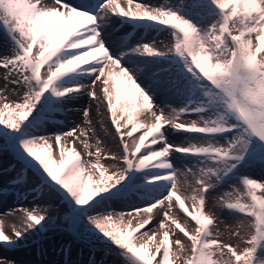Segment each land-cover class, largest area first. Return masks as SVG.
<instances>
[{
  "label": "snow or ice",
  "instance_id": "obj_1",
  "mask_svg": "<svg viewBox=\"0 0 264 264\" xmlns=\"http://www.w3.org/2000/svg\"><path fill=\"white\" fill-rule=\"evenodd\" d=\"M126 2L127 8L117 0H80L77 5L0 0V28L14 43L11 54L0 55V68L6 70V83L26 89L19 102L0 97V152H11L20 163L12 185L23 183L30 169L40 187L65 206L56 218L47 209L23 210L24 226L13 229L14 239L0 231V246L14 248L25 233L45 231L58 218L74 236L102 243L124 264H264V180L238 175L241 166L264 168V0H181L179 6L168 0L158 6ZM113 16L157 33L166 30L174 44L164 51L154 42L130 45L119 38L108 43L109 52L101 33ZM46 93L54 101L86 96L97 102L101 128L110 119L108 134L118 138L119 154L106 156L99 138L95 145L88 142V131L95 134L90 108L83 110L87 130L31 135L29 117ZM157 95L166 97L163 104L156 102ZM171 99L182 106L171 107ZM187 115L197 119L182 122ZM165 127L196 139L169 144ZM225 134L231 135L221 146L216 137ZM80 137L87 159L73 147ZM172 153L196 163L173 169ZM108 159L116 162L115 171L105 167ZM148 169L158 175L146 182L163 186L166 194L150 195L151 203L127 212L102 210L109 199L105 194L132 173ZM189 175L192 208L186 207L179 180ZM221 184L230 190L219 206L238 214L231 235L242 246L221 241L215 215L205 210L207 194ZM165 201L159 221L139 215Z\"/></svg>",
  "mask_w": 264,
  "mask_h": 264
},
{
  "label": "bare ground",
  "instance_id": "obj_2",
  "mask_svg": "<svg viewBox=\"0 0 264 264\" xmlns=\"http://www.w3.org/2000/svg\"><path fill=\"white\" fill-rule=\"evenodd\" d=\"M66 2L71 5H77L80 3V0H66ZM117 2L124 8L128 7L126 0H117ZM135 2L137 0H134ZM138 2L158 6L164 3L165 0H138ZM168 2L170 3V0ZM100 3H103V0H100ZM161 32L162 30L157 33L154 27H149L146 24L122 20L118 16H113L105 32L101 33V35L106 37L105 48L111 52L113 49L109 48L108 43L115 42L119 38H123L125 43L130 45H134L130 43L131 41L141 38L149 39V43L154 42L155 47L163 48V45L166 43V37ZM154 33L155 35H152ZM149 35L153 36V38L149 37ZM13 50L14 43L8 38L4 30L0 28V55H9ZM44 72L45 69H42L41 73L43 74ZM5 74L6 70L0 68V97L6 96L9 102H19V97L24 94L26 89L6 83L4 79ZM81 82H90V80ZM74 83L76 81H69L70 85ZM97 91L99 92L98 89ZM155 99L158 104H163L166 97L164 95H157ZM169 102L171 107L179 108L182 106L181 102L177 99H171ZM96 103L95 101H90L86 96L54 101L46 93L42 97L41 102L37 104V110L29 117L30 121H34V126L29 125L31 127V135L51 136L54 133L67 132L71 128L87 130L88 125L85 123L83 110L90 108L91 127L95 130V134L92 131H88V142L95 145L96 139L99 138L106 156L119 154L118 138H114L111 134H108L112 131L110 119H105V128H101ZM119 107L117 105V109ZM168 111L169 109L165 108V112L167 113ZM43 115H47L48 119H44ZM164 130L166 132V141L169 144L186 145L188 142L196 139L188 133L174 132L167 127ZM122 131H126V129H122ZM139 134V132L134 133V136H138ZM84 139V137H80L75 140L73 147L82 154L83 158L87 159L83 144L81 143ZM72 141L73 138H68V143H72ZM156 147L158 148L159 145ZM92 150L95 151V148L93 147ZM193 159L191 156L180 153H172L168 158L172 168L178 170L193 167L195 164ZM103 163L105 167L109 168V172L116 170L112 167V165L116 164L115 161L108 159L104 160ZM116 166L119 167V165ZM20 167L19 161L11 152L5 151L0 153V231H3L13 239L15 238L12 235L13 229H21L24 226V216L21 211H18L19 206L31 204L36 206L37 210L47 209L48 214L54 218L62 216L65 210V206L60 204L59 198L50 196L46 190L40 187V181L30 169L28 177L23 183L12 185L10 182L16 179ZM156 175L158 173L150 169L136 172L130 180L126 179L120 185H117L116 188L112 189L111 193L105 194L109 199L104 204L102 210L115 213L127 212L132 208L143 207L145 204L151 203L152 201L147 198L150 195H155L158 198L166 194L167 190L163 186L154 187L152 183L146 182ZM179 180L181 181V194L188 198L186 199V205L191 206L190 196L192 194L191 188L194 184L193 177L189 175L185 180L181 176ZM129 183L132 184V187H129ZM117 192H119V195H114ZM8 203L14 204L13 206L6 207ZM173 203H175V198H173ZM167 204L168 202L165 201L164 204L157 205V208L152 213H140L139 215H154L155 220L153 223H155L162 219L163 210L167 208ZM176 211L178 212L179 210L176 209ZM92 214L95 215L97 213L94 211ZM180 215L185 216L182 212ZM185 218L188 219L186 216ZM150 228H152L151 224L145 230ZM68 230L63 222L57 218L55 219L54 226L45 231L34 230L31 233H25L17 241L21 245L18 246L17 244L14 248L0 246V264H6L8 261L13 262V264H118L117 261L110 259L109 256L106 257L99 251L91 254L88 250L78 247L80 245H76L75 239L72 237L73 235ZM63 231H67L68 233L59 234ZM37 232H40V234L35 235ZM45 232L50 236H44Z\"/></svg>",
  "mask_w": 264,
  "mask_h": 264
},
{
  "label": "rangeland",
  "instance_id": "obj_3",
  "mask_svg": "<svg viewBox=\"0 0 264 264\" xmlns=\"http://www.w3.org/2000/svg\"><path fill=\"white\" fill-rule=\"evenodd\" d=\"M181 0H170V3L175 5V6H179L180 5ZM210 14L214 15L215 11L214 9H210ZM150 30V29H148ZM123 33V32H122ZM121 33V34H122ZM163 35L166 37V43L163 45V48H159V47H155L157 50H164L167 51L170 47L173 46L174 41L172 40V37L170 35V33L166 30H162ZM152 35H155L152 34ZM149 37H151L149 35ZM153 38V36L151 37ZM140 41L144 44L149 43V39H144L141 38L139 40L136 41H131V44H134ZM208 114H206L207 116ZM44 119H48L47 115H43ZM197 119V117L195 115H187V116H183L181 118V121L184 123L190 122L191 120ZM192 135V134H190ZM231 134H225L224 136H218L216 137V140L218 141V144L221 146H225L226 145V139L230 138ZM1 153V152H0ZM193 162L196 163V161L193 159ZM135 173L131 174V177L134 175ZM238 175L240 176H248L251 177L254 180H264V168H261L259 166H254V165H249V166H241ZM229 184H235L236 181L235 180H230L228 181ZM230 190L229 185L228 184H221L218 188L214 189L213 191L209 192L207 194V200H206V207L205 210L208 212H211L212 214L215 215L216 220H217V228H216V233L218 235V238L221 241L224 242H228L231 243L234 247L237 246H242L239 244L238 238L234 237L231 235L232 232L236 231V225H237V215L238 214H234L231 213L230 211L223 209L219 206V199L223 194H226L228 191ZM14 203H8L6 205L13 206ZM188 208H192L193 205L191 206H187ZM37 207L33 206L31 204H25L23 206H19L18 211H21L23 213V210L27 209V210H32ZM179 210V209H178ZM153 211H155V209H153ZM180 212V210L178 211ZM181 213V212H180ZM183 213V212H182ZM187 217V216H186ZM188 219H190V217H187ZM24 221V220H23ZM242 234H244V232L246 230H241ZM69 233H72L71 230H68ZM67 231H63L62 233L59 234H66L68 233ZM40 234V232L35 233V235ZM13 235V233H12ZM71 235V236H72ZM44 236H50L47 232L44 233ZM75 239L76 245H80L78 247L82 248L83 250H88L89 252H91V254H95L98 251L101 252L102 254H104L106 257L109 256L110 259H113L115 261H117L118 264H124L123 260L121 257H119L118 255L115 254V252L112 253H107L105 252L102 243H96L94 240H90L88 238H81V237H77V236H72ZM80 239V240H79ZM186 239V238H185ZM140 243V241H137V244ZM18 246L21 245V243H17ZM159 258V256H158ZM153 264H155V261H153ZM174 264H177V262L174 261Z\"/></svg>",
  "mask_w": 264,
  "mask_h": 264
}]
</instances>
